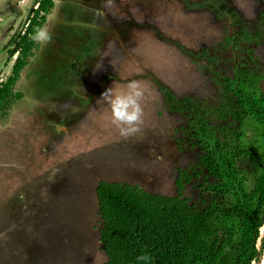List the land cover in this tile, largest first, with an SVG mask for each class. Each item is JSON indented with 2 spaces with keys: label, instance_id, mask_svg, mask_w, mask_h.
I'll use <instances>...</instances> for the list:
<instances>
[{
  "label": "rangeland",
  "instance_id": "rangeland-1",
  "mask_svg": "<svg viewBox=\"0 0 264 264\" xmlns=\"http://www.w3.org/2000/svg\"><path fill=\"white\" fill-rule=\"evenodd\" d=\"M37 1L0 0V81ZM45 26L51 43L29 57L13 86L23 96L0 117V264H103L98 180L177 192V168L198 155L175 144L187 105L217 103L213 75L248 53L264 74V0H54ZM132 80L144 116L125 138L97 99Z\"/></svg>",
  "mask_w": 264,
  "mask_h": 264
},
{
  "label": "trees",
  "instance_id": "trees-1",
  "mask_svg": "<svg viewBox=\"0 0 264 264\" xmlns=\"http://www.w3.org/2000/svg\"><path fill=\"white\" fill-rule=\"evenodd\" d=\"M53 6L54 0H38L9 50L17 55L11 73L0 81V117L23 96L13 86L39 46L32 36ZM88 51L86 44L77 59ZM248 56V62L234 63L232 74L219 70L213 75L221 91L217 103L195 100L187 105V119L175 144L180 151L198 150V155L177 168L175 194L152 192L129 181L98 180L95 195L101 219L99 240L106 256L103 264L260 262L264 254V74L257 64H250L251 53ZM186 184L196 188L195 195H184ZM140 255L150 260L138 261Z\"/></svg>",
  "mask_w": 264,
  "mask_h": 264
},
{
  "label": "clouds",
  "instance_id": "clouds-1",
  "mask_svg": "<svg viewBox=\"0 0 264 264\" xmlns=\"http://www.w3.org/2000/svg\"><path fill=\"white\" fill-rule=\"evenodd\" d=\"M32 39L43 48L51 43L52 33L47 26L38 28ZM102 64L99 62L95 65V70H99ZM126 91L114 94L111 88H107L101 93L99 102L103 100L110 108L112 123L119 129V134L122 137H129L138 134L141 129L140 125L143 123L144 109L142 100L144 98V90L139 81L132 80L126 85ZM138 261L147 262L150 257L147 255H140L137 257Z\"/></svg>",
  "mask_w": 264,
  "mask_h": 264
},
{
  "label": "crops",
  "instance_id": "crops-1",
  "mask_svg": "<svg viewBox=\"0 0 264 264\" xmlns=\"http://www.w3.org/2000/svg\"><path fill=\"white\" fill-rule=\"evenodd\" d=\"M0 19H1V16H0ZM25 66H26V65H25ZM25 66H24V67H25Z\"/></svg>",
  "mask_w": 264,
  "mask_h": 264
},
{
  "label": "bare ground",
  "instance_id": "bare-ground-1",
  "mask_svg": "<svg viewBox=\"0 0 264 264\" xmlns=\"http://www.w3.org/2000/svg\"><path fill=\"white\" fill-rule=\"evenodd\" d=\"M262 264H264V262Z\"/></svg>",
  "mask_w": 264,
  "mask_h": 264
}]
</instances>
